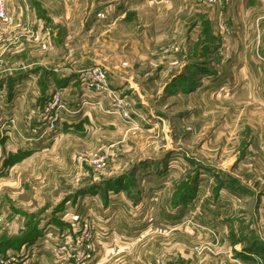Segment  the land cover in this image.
<instances>
[{"label":"rangeland","instance_id":"374dc122","mask_svg":"<svg viewBox=\"0 0 264 264\" xmlns=\"http://www.w3.org/2000/svg\"><path fill=\"white\" fill-rule=\"evenodd\" d=\"M106 5L0 77V260L264 264V56H236L235 0Z\"/></svg>","mask_w":264,"mask_h":264},{"label":"crops","instance_id":"0c3cea01","mask_svg":"<svg viewBox=\"0 0 264 264\" xmlns=\"http://www.w3.org/2000/svg\"><path fill=\"white\" fill-rule=\"evenodd\" d=\"M100 2H102L101 5ZM149 2H154L159 10H163L164 3H168V0H5L8 21H0V77L12 76L14 71H24L33 67L34 62L32 60L29 63L28 56H37L35 45L38 44L36 41L41 34L40 29L47 30L41 34L43 47L44 43L47 44L41 52L43 56H51L54 41L50 42L51 34L48 30L53 32V36L55 33L60 35L72 8L75 10L82 8L80 11L84 13L85 18L90 13L99 15L102 10L100 6L107 4L106 20L111 26L118 21H123L128 12L137 13ZM43 21L48 25L44 26ZM235 21L237 23L235 26L236 56H264V0H235ZM35 30L38 33L34 32ZM35 34H39L38 38ZM5 40L9 45L6 44L4 47ZM57 42L65 44L64 40L62 42L57 40ZM11 56H26V60L20 61V64L13 63ZM213 248L218 249L217 253H220V257L231 252V246L220 245ZM208 258L209 260L193 259L192 263L214 264L210 256Z\"/></svg>","mask_w":264,"mask_h":264},{"label":"built area","instance_id":"2783aa9c","mask_svg":"<svg viewBox=\"0 0 264 264\" xmlns=\"http://www.w3.org/2000/svg\"><path fill=\"white\" fill-rule=\"evenodd\" d=\"M209 1H214V0H209ZM0 20L4 21V22L8 21V13H7V9H6V6H5V0H0ZM87 71L89 72L90 70H87ZM94 71L95 70H92L93 73H94ZM99 79H100V77H99ZM56 100L58 101V99H56ZM90 157H97V155L96 154H92ZM98 161H99V159H97V158L94 159V162H96L97 164H98ZM65 247H66L65 244H62L59 247V250L61 249L60 252H63ZM85 259H86V261L82 262L81 264H96L93 261L89 262V260H87V258H85ZM0 264H4V262L0 260ZM69 264H72V263H69Z\"/></svg>","mask_w":264,"mask_h":264}]
</instances>
